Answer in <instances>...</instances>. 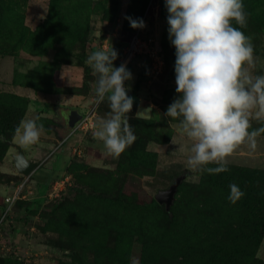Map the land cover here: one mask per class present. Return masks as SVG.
<instances>
[{
  "label": "trees",
  "instance_id": "obj_1",
  "mask_svg": "<svg viewBox=\"0 0 264 264\" xmlns=\"http://www.w3.org/2000/svg\"><path fill=\"white\" fill-rule=\"evenodd\" d=\"M93 3H96L95 7ZM118 3V0H50L47 19L32 30L25 24L24 15L13 0H0V54H12L22 49L32 55L43 56L48 49L58 47L56 60L63 61L73 56L79 59L80 64L86 65L87 71L90 69L92 72L86 63L91 38V16L102 13L105 18L112 20L117 15ZM148 3L149 0L131 1L124 24L130 39L137 28L131 27L128 18L142 19ZM243 3L251 15L247 27L241 30L249 36L263 33L264 0H243ZM159 4L161 16L166 21L161 54L165 68H168L167 73L176 79V49L169 39L166 0H159ZM43 78L51 79L52 76L47 77L43 73ZM139 86V83L135 85V93L141 91ZM87 87L88 91L92 90L88 84ZM161 96L162 102L172 103L180 94L176 89H167ZM29 104L28 96L0 92V136L5 138L0 141V162L10 148L6 140L14 139L15 129L27 116ZM137 107L138 103H134V109L129 114L136 140L121 154L115 173L89 167L85 163L71 162L65 167L64 175L55 177V180H63L62 176L65 179L68 176L60 192L67 188L65 191H69V195L74 194L72 203L76 210L68 207L70 212L62 210V221L67 222L69 228L64 231L67 239L60 246L75 251L74 262L69 264H84L83 257L87 253L94 255L92 263L87 264H130L133 238L137 233L134 229L136 222L126 217L137 215L143 222L152 212L156 216L151 225L161 220L158 213L164 220L161 228L149 227L145 237L138 236L142 242L143 264H264V259L259 256L264 242V168L228 163V172H195L199 181L189 182L186 176L178 186L177 193H181V196L176 198L175 195L174 204L169 210L156 198L134 203L133 193L126 191L129 178L134 175H153L157 168L158 152L148 147L151 143H168L172 136V133L159 131L154 120L151 122L149 118L141 116L136 118ZM170 121L180 123L179 119L171 118ZM261 126L264 125L256 120L252 123L254 129ZM74 135H70L60 145ZM39 174L44 179L54 178L37 171L31 179L34 176L39 179ZM0 175L7 176L9 181H18L21 177L24 179L22 175L13 178H10L11 175ZM230 183H236L246 193L235 204L228 200ZM188 188L191 191L189 196ZM5 199L0 197V205L4 208L2 212L7 206ZM103 203L109 204L108 214L98 205ZM37 205L30 202L25 210ZM184 206L189 207L194 216L184 212ZM60 207L62 205L59 204L55 212ZM155 233H160V236H154ZM0 264L24 262L19 251H14L10 256L0 255Z\"/></svg>",
  "mask_w": 264,
  "mask_h": 264
},
{
  "label": "rangeland",
  "instance_id": "obj_2",
  "mask_svg": "<svg viewBox=\"0 0 264 264\" xmlns=\"http://www.w3.org/2000/svg\"><path fill=\"white\" fill-rule=\"evenodd\" d=\"M131 1L118 0L117 15L112 20L105 18L102 13H96L91 16V38L88 43L87 58L95 50H110L112 47L118 53V58L114 61V64L116 67L120 65L130 39V33L124 30V24L126 12L130 7ZM13 2L16 3L23 13L25 24L32 30H35L49 15L50 0H13ZM93 4L95 7L96 3ZM160 10L159 0H149L143 18L146 14L147 22L144 34L155 37L161 43L166 21L161 16ZM252 37L255 55L260 57V61L252 71L255 75H264V32L255 33ZM16 51L12 54H0V92L13 93L14 90H17V87H20L23 91H26L23 95H32L33 93L37 98L29 104V108L32 110L29 111L28 109L27 114H30L28 118L35 120L37 124H42L44 130H51L52 126L57 125L62 134L67 133V130L63 127L64 119L59 114L60 108H64L63 114L67 119H71L73 115L72 109L79 110L82 113L96 109V123L101 118L107 117L110 111L107 101L100 104L96 102L92 87L96 80L94 78L95 73L93 71L90 72V69L87 71L86 65L80 64L78 58L71 56L63 61L56 60L59 53L58 47L48 49L47 54L43 56L32 55L22 49H17ZM146 62H148V58L145 55H141L127 66L133 77L131 80L126 81V86L130 87L128 95L134 98V103L140 100L139 102L142 104L139 110L141 112L140 116H147L151 122L154 120L155 126L159 131L166 134L172 133V136L168 143H151L148 147L158 152L157 168L153 175H134L129 178L126 191L133 193L132 199L135 204L155 198L160 190L170 188L180 175L185 174L189 182L199 181V176L191 171L186 164L188 156L191 155L190 147L192 141L182 133L180 123L169 122L171 117L165 115L171 103L161 101L163 91L176 89V79H173L171 74L167 73L168 68H165L160 76L154 78L145 64ZM43 73L47 74V77L52 76V78L42 79ZM137 83L140 85L141 91L139 93L134 92V87ZM87 84L92 87V90L88 91ZM39 100L42 101V105L39 104ZM53 106L58 107L56 113L50 109ZM44 112L46 116H41ZM254 121L252 120L251 123ZM96 130L97 127L87 133L78 132L62 146L60 145L61 138H66L70 132L61 138L59 137L60 132L56 133L50 141L60 138L59 141L54 143L52 149L54 154L50 156L51 152L49 151L47 153L42 152L41 154H44H39L38 156L40 158L45 157L47 161L49 160L51 162L49 165L56 164L58 169L53 171V173L59 174L58 176L64 175L65 167L71 162L75 164L85 163L89 167L102 168L105 172L110 170L115 173L121 155L118 158L109 155L104 148L103 142L94 137ZM58 145L60 148L57 149ZM26 147L28 148V145ZM76 148L78 149L77 151H75ZM14 149L10 146L9 152H15L16 149L15 151ZM26 151L28 152V149ZM228 163L264 168V136L260 135L257 137L255 149H252L247 143L238 146L228 158ZM13 166L12 157L9 154L5 160L0 162V169L2 170L0 173L9 175L11 173L10 170H13ZM16 176L11 175L10 178ZM25 178V176L24 179L21 177L18 181L23 179L22 183ZM62 178L65 179L63 176ZM33 179L35 180L34 182L29 179L25 183L24 190L20 193V198L13 204L4 218L0 229V255L10 256L14 251H19L24 264L73 263L75 251L62 248L60 245L65 243L67 238L64 231L69 228V224L62 221V210L70 212L67 207L76 210L75 205L72 203L74 194L69 195L70 192L65 191L67 188L60 192L65 186L64 183H60L58 184L59 193L56 195V193H53V182L46 187H42L37 181L38 178L34 176ZM41 180H46V178H41ZM58 180L61 181L60 179ZM6 182H9L8 177L0 175V183ZM73 182L74 179L72 180ZM4 186H7V184H4ZM5 192L0 194L2 199L5 198ZM176 194V198L181 196L179 192ZM187 195H191L189 188L187 189ZM30 202H35L38 205L26 211V205ZM58 203L62 207L55 212L56 207L59 205ZM63 204H65V207H63ZM173 204L174 201L171 206ZM98 205L102 211L108 214L109 204ZM162 205L166 206L165 203ZM183 211L194 216L189 207L184 206ZM158 215L161 220L156 221L153 225L151 223L156 216L155 212L150 213V216L143 222L137 215L126 217L136 222L134 229H136L137 233V236L133 238L130 264H143L141 261L142 242L138 239V236L145 237L149 227H162L164 217L160 213ZM154 236H160V233H155ZM259 256L264 259V242L259 251ZM76 260L79 262V258ZM93 260L94 255L87 253L84 255L83 261H81L87 264L88 262L92 263Z\"/></svg>",
  "mask_w": 264,
  "mask_h": 264
},
{
  "label": "clouds",
  "instance_id": "obj_3",
  "mask_svg": "<svg viewBox=\"0 0 264 264\" xmlns=\"http://www.w3.org/2000/svg\"><path fill=\"white\" fill-rule=\"evenodd\" d=\"M166 8L180 96L165 115L179 119L182 133L192 141L186 161L191 171L228 172V158L237 147L247 143L255 149L257 137L264 134V126L254 129L251 123L264 125V75L253 73L260 57L255 55L253 37L241 30L251 13L243 0H166ZM128 19L133 28L146 26L142 19ZM117 58L111 47L93 51L86 63L96 75L92 87L97 104L107 101L110 109L98 121L94 137L118 158L136 136L129 117L134 98L126 86L133 77L126 65L115 66ZM43 131L42 124L22 119L15 135L23 145H34ZM4 139L0 136V141ZM229 189L233 204L246 195L236 183H230Z\"/></svg>",
  "mask_w": 264,
  "mask_h": 264
},
{
  "label": "built area",
  "instance_id": "obj_4",
  "mask_svg": "<svg viewBox=\"0 0 264 264\" xmlns=\"http://www.w3.org/2000/svg\"><path fill=\"white\" fill-rule=\"evenodd\" d=\"M144 24L146 25V14L143 18ZM145 27L137 28L133 36L128 42L126 51L124 53L123 58L121 59L120 65L124 64L128 66L136 57H139L141 55H145L148 58V68L151 71V74L154 78H157L160 76L164 69H165V60L162 57V46L161 43L153 36L144 34ZM119 65V66H120ZM118 66V67H119ZM96 109H91L88 112H83L81 119L75 124V126L72 128L70 134L64 138L60 143L64 142L70 135L76 134L78 132H90L93 131L97 127L96 123ZM59 145L57 146V148ZM78 149L76 148L75 151ZM51 155L54 151H50ZM66 179H61V181L56 182L54 186L53 193H56L58 195V184L65 183ZM26 180L22 182L16 189V191L6 197V203L7 206L5 208V211L3 212L2 216L0 217V229L3 224L4 218L6 217V214L9 212L13 204L20 198V193L24 190Z\"/></svg>",
  "mask_w": 264,
  "mask_h": 264
},
{
  "label": "crops",
  "instance_id": "obj_5",
  "mask_svg": "<svg viewBox=\"0 0 264 264\" xmlns=\"http://www.w3.org/2000/svg\"><path fill=\"white\" fill-rule=\"evenodd\" d=\"M147 66H148V62H146L145 63ZM14 93H17V94H20V95H23V93H25L26 91H23L20 87H17V90H14L13 91ZM24 96H28L31 100H30V102H34V99H36L37 97L32 93V95L30 94H27V95H24ZM33 96V97H32ZM46 101V100H45ZM140 101V100H139ZM139 101H137V103H138V107H137V110H136V112H138L139 110H140V107H141V103L139 102ZM39 104L40 105H42L43 103H42V101L41 100H39ZM50 109H52V110H54V112L56 113V111L58 110V107H56V106H53L52 108H50ZM30 110H32V109H30L29 108V111ZM41 111V110H40ZM40 111H38V112H40ZM79 111V110H78ZM53 112V113H54ZM63 112H64V108H60L59 109V114H60V117L61 118H63L64 120H63V127H65L64 129L65 130H67V133L68 132H71V130L72 129H70L69 128V120L64 116V114H63ZM82 113V112H81ZM48 114V113H47ZM42 116H46V113L44 112V113H42ZM28 117H30V114L28 115L27 114V116L24 118V119H29ZM141 117H145V118H148L147 116H141ZM60 132V130H59V128L57 127V125H54V126H52L51 127V130H44L43 131V133H42V135H41V138H40V140H39V142L38 143H36V144H34V145H28V148L26 147V145H23L21 142H20V140H19V138L15 135L14 136V141L15 142H17V143H19V144H21L22 146H23V148H24V150H25V153H26V155H27V157H28V159L29 160H36V161H38L39 162V167L32 173V175L33 174H35L37 171L38 172H43V173H46V174H48V175H50V177L52 176V177H54V178H52L51 180H48V179H46V180H41V177H40V174H39V179L37 180L39 183H40V186H42V187H46L47 185H49L50 183H52L53 184V187H54V183H56V182H58L59 180H55V177L56 176H58L59 174H56V173H53V171H55L56 169H58L57 168V165L56 164H52V165H49V163H51L49 160L47 161V160H45V157H42V158H40L38 155L40 154V155H43L44 153H47V152H49V151H51L52 149H53V147H54V143H55V141H59L60 140V138L61 137H65V135L67 134H62V132H60V134H59V139H57V140H53L52 142H50L51 141V139L56 135V133H59ZM62 139V138H61ZM12 147V146H11ZM14 148V147H13ZM26 149H28V152H29V154H28V152L26 151ZM14 151H15V149H14ZM16 152V151H15ZM42 152H44L43 154H41ZM14 152L13 151H10L9 152V150H8V152H7V155H6V157L4 158V160L9 156V154L11 155V157H12V154H13ZM37 157H38V159H37ZM13 161V160H12ZM48 163V165H46ZM65 163H66V161H65ZM14 164V163H13ZM11 171V173L9 174V175H14V176H16V175H18L19 173H18V171H17V169L15 168V165L13 166V170H10ZM0 172H2V170L0 169ZM21 175V174H20ZM31 175V176H32ZM31 176L29 177V178H27L26 177V182H28L29 181V179L31 180V181H35L34 179H31ZM43 178V177H42ZM68 178V177H67ZM22 181V180H21ZM21 181L19 182V181H15V180H11V181H9V182H6V183H0V194H2V193H4V191H6L5 193H6V195H4L5 197H7V196H10V195H12L15 191H16V189H17V187L21 184ZM41 181H43V182H41ZM49 181V182H48ZM55 181V182H54ZM19 182V183H18ZM42 183H43V185H42ZM4 184H7V186H4ZM7 190H9V191H7ZM3 207L0 205V217H1V215H2V211H3Z\"/></svg>",
  "mask_w": 264,
  "mask_h": 264
},
{
  "label": "water",
  "instance_id": "obj_6",
  "mask_svg": "<svg viewBox=\"0 0 264 264\" xmlns=\"http://www.w3.org/2000/svg\"><path fill=\"white\" fill-rule=\"evenodd\" d=\"M72 114L73 115L71 119H68V126L70 129H72L82 117V113L78 110L72 109ZM6 143L16 149V152L12 154V160L18 173L25 177H30L32 173L39 167V162L36 160H29L21 144L15 142L14 140H6ZM185 177V174L178 176L175 182L170 186V188L166 190H160L159 193L155 196L156 200L160 204H166L167 210L170 209L171 204L175 199L178 186Z\"/></svg>",
  "mask_w": 264,
  "mask_h": 264
}]
</instances>
